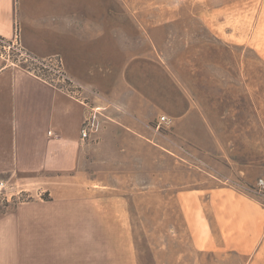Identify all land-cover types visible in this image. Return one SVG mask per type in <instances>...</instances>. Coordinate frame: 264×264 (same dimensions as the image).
Wrapping results in <instances>:
<instances>
[{
    "label": "rangeland",
    "instance_id": "1",
    "mask_svg": "<svg viewBox=\"0 0 264 264\" xmlns=\"http://www.w3.org/2000/svg\"><path fill=\"white\" fill-rule=\"evenodd\" d=\"M14 3L10 59L60 60L102 107L78 170L126 202L137 264H245L220 232L208 247L209 197L228 189L264 208V0ZM46 185L8 182L0 215L47 200Z\"/></svg>",
    "mask_w": 264,
    "mask_h": 264
},
{
    "label": "crops",
    "instance_id": "2",
    "mask_svg": "<svg viewBox=\"0 0 264 264\" xmlns=\"http://www.w3.org/2000/svg\"><path fill=\"white\" fill-rule=\"evenodd\" d=\"M14 32V0H0V38ZM89 107L0 57V179L23 191L47 184L48 197L0 215V264H137L126 202L78 170L96 136L80 135ZM117 124L102 130L127 129ZM209 206L216 234L208 247L221 237L245 264H264V208L228 189L213 191Z\"/></svg>",
    "mask_w": 264,
    "mask_h": 264
},
{
    "label": "built area",
    "instance_id": "3",
    "mask_svg": "<svg viewBox=\"0 0 264 264\" xmlns=\"http://www.w3.org/2000/svg\"><path fill=\"white\" fill-rule=\"evenodd\" d=\"M17 38H18V35H17L16 26H15V32H14V36L12 40L8 41L3 38H0V48L2 49V51H4V52L0 51V57H2L6 61H9L13 64H17L21 66L20 65L21 62H24V63L27 62L26 58L21 59L18 62H14L10 59L9 54L5 53L6 50H11V48H13ZM23 55L25 56V54L20 52V56H23ZM34 61L39 66H36L35 68H32V69L30 67H23V66L21 67H23L25 70L32 73L37 78L64 90L66 93L70 94L76 99L79 98V101H81L85 106H87L86 100L80 98V96L78 97L79 87L73 80H71L65 74L62 68V62L60 60H57V59L53 60L51 58H48V59H42L39 62L37 60H34ZM89 110L90 111L88 112L87 116H85L84 121L81 126L80 135H81L82 140L91 139L92 136L96 134L99 130V120L96 114V110H94L93 108L90 109V107H89ZM165 120L166 118L161 119V121H165ZM7 183H8L7 181L0 179V194L3 191L8 190ZM260 183L262 184L263 182L260 181Z\"/></svg>",
    "mask_w": 264,
    "mask_h": 264
}]
</instances>
